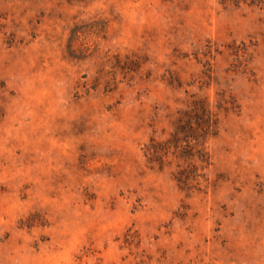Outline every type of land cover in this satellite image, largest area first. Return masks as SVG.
<instances>
[{
  "label": "rangeland",
  "instance_id": "1",
  "mask_svg": "<svg viewBox=\"0 0 264 264\" xmlns=\"http://www.w3.org/2000/svg\"><path fill=\"white\" fill-rule=\"evenodd\" d=\"M0 264H264V3L0 0ZM196 97L201 191L151 168Z\"/></svg>",
  "mask_w": 264,
  "mask_h": 264
},
{
  "label": "trees",
  "instance_id": "2",
  "mask_svg": "<svg viewBox=\"0 0 264 264\" xmlns=\"http://www.w3.org/2000/svg\"><path fill=\"white\" fill-rule=\"evenodd\" d=\"M249 1L250 4L264 0H220L221 3ZM5 88L0 81V91ZM219 131V113L206 98H193L186 108L176 111L172 128L164 138L151 136L143 146V155L151 168L163 169L174 163L172 177L186 191H201L206 173L212 164L207 148L210 138Z\"/></svg>",
  "mask_w": 264,
  "mask_h": 264
}]
</instances>
